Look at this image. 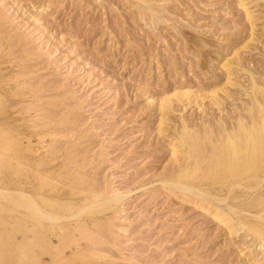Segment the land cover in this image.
<instances>
[{"label":"rangeland","instance_id":"374dc122","mask_svg":"<svg viewBox=\"0 0 264 264\" xmlns=\"http://www.w3.org/2000/svg\"><path fill=\"white\" fill-rule=\"evenodd\" d=\"M241 1L0 0V136L59 166L74 193L123 196L59 264H264V241L161 185L186 158L185 126L218 130L264 102V0ZM9 213L0 253L51 264L21 256Z\"/></svg>","mask_w":264,"mask_h":264},{"label":"bare ground","instance_id":"6f19581e","mask_svg":"<svg viewBox=\"0 0 264 264\" xmlns=\"http://www.w3.org/2000/svg\"><path fill=\"white\" fill-rule=\"evenodd\" d=\"M240 3L242 4V1ZM247 5L249 6V4ZM248 13V17L251 18L252 14ZM255 28L252 29L255 30ZM255 32H257V29ZM224 68L231 69L230 62L225 63ZM230 73L232 72L230 71ZM251 82V93L258 92V83L260 82L257 83L254 78H251ZM230 84L233 85V82ZM261 99L254 96L251 104L249 103L250 106L244 108L245 112H240L235 121L218 122V126H215L218 127V130L214 128L216 132L211 127V130L206 128L200 130V132H197V130L194 132L193 129L188 128L191 132L186 131L185 126V133L183 132L178 143L182 147H186V158L183 159V164L177 167V174L162 180L161 185L171 188L177 193L182 192L184 196L187 195L196 202L207 203L210 208L213 207L211 210H214L215 207L218 209V211L214 210V212H217V214L215 212L216 216L224 220L229 232L249 231L259 239V242L261 240L263 243L264 102L261 103L263 101ZM214 133L217 136L216 138ZM7 135L8 132L4 131L0 136V167L2 168L0 170L2 171L0 172V211H7L11 214L16 213L18 216H13L15 222H12L14 223L12 225L9 222L5 223L4 221V223L10 227L14 226L11 231L12 235L13 232L18 235L22 234L23 240L20 246H23V248L19 249L22 257H30L37 251L39 256H50L51 264H59L67 259V250L73 251L76 246L81 248L79 243L92 226H96L98 230L99 226L97 225L102 217L99 219L97 215H103L108 211H115V214H120L123 196L119 194L113 196V193H111L112 197L102 198L94 193L95 195L91 197L90 195L93 192L85 190L74 193V189L66 188L56 175L59 166L45 158H38L36 155L26 156L20 152L19 145H12L14 140L6 137ZM177 144L175 146L176 152H178ZM206 144L208 147L212 144V147L208 148L206 146V148ZM207 149L209 150L206 151ZM14 160L17 161V167L21 170L18 173L20 175L18 180L12 178ZM191 161L193 162L191 163ZM94 189L96 188L94 187ZM108 195L111 196L110 193ZM2 202H5V204ZM6 204H9L10 208ZM111 217L113 216L111 215ZM14 218L11 220L14 221ZM0 220L3 222L2 219ZM89 220L92 222L89 223ZM1 234L0 242L3 241ZM92 234L94 233L92 232ZM10 237L12 236L10 235ZM9 240L11 241L13 238ZM263 246L264 244H261V249ZM87 249H91V247H87ZM94 251L96 250L94 249ZM72 254L79 255L74 252ZM34 258L36 263L40 260ZM0 264H22V260L20 259L17 263H14L12 256L0 253Z\"/></svg>","mask_w":264,"mask_h":264}]
</instances>
